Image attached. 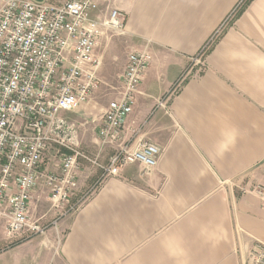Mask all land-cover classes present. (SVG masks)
<instances>
[{
  "label": "crops",
  "instance_id": "crops-1",
  "mask_svg": "<svg viewBox=\"0 0 264 264\" xmlns=\"http://www.w3.org/2000/svg\"><path fill=\"white\" fill-rule=\"evenodd\" d=\"M240 1L99 3L94 16L117 9L125 23L95 53L116 59L118 76L130 52L150 54L123 140L160 156L149 172L133 163L107 177L80 160L76 209L19 241L0 229V264L247 263L264 242V0L236 15ZM93 141L85 147L107 163L113 148Z\"/></svg>",
  "mask_w": 264,
  "mask_h": 264
},
{
  "label": "built area",
  "instance_id": "built-area-1",
  "mask_svg": "<svg viewBox=\"0 0 264 264\" xmlns=\"http://www.w3.org/2000/svg\"><path fill=\"white\" fill-rule=\"evenodd\" d=\"M106 0H1L0 5V225L7 237L41 234L46 229L30 221L33 192L46 191L50 208L67 213L80 160L96 164L101 177L117 175L138 163L152 170L161 149L149 141L123 140L125 122L150 61L146 49L128 54L116 97L102 112L96 129L99 148L111 146L107 163L97 162L78 147L75 124L66 113L89 101L97 88L100 57L95 54L103 31L122 33L125 15L110 9L102 17L93 11ZM244 0L239 2V5ZM208 39L199 62L215 38ZM55 152L45 166L49 149ZM261 193V191H259ZM246 264H264V242L254 239Z\"/></svg>",
  "mask_w": 264,
  "mask_h": 264
},
{
  "label": "rangeland",
  "instance_id": "rangeland-1",
  "mask_svg": "<svg viewBox=\"0 0 264 264\" xmlns=\"http://www.w3.org/2000/svg\"><path fill=\"white\" fill-rule=\"evenodd\" d=\"M108 33L110 35L117 34L111 30H108ZM116 53L118 56L122 57L124 54V49L122 47H118ZM95 54H97V52ZM97 56H99L101 59L100 65L95 74L98 81V86L94 89V91H92L89 103H85L76 111L66 114L67 119L75 124V130L77 134L76 139L78 141L79 149L91 158H95L96 155L94 151L88 150L85 145L93 144L97 122L99 117L102 115L101 110L116 97L121 84L120 76H118V71H116L118 66L116 59H114L113 63L111 64L110 59L108 58L109 55L105 54V57H101V55L97 54ZM106 64L109 68H107ZM54 152V148H51L45 153L44 164L47 163L45 166H49V158H51L52 161ZM97 162L101 163L99 157ZM42 190V188H37V192L32 197L30 221H34L36 224H40L41 226L47 228L52 224L53 221L57 219L59 214L57 215L56 211L50 208V203L46 198V191ZM76 198L73 197L72 201H76ZM0 229H3L2 225H0ZM30 233L32 232L26 231L22 234V236L16 238L17 240L14 241L25 239L28 235H30Z\"/></svg>",
  "mask_w": 264,
  "mask_h": 264
},
{
  "label": "trees",
  "instance_id": "trees-1",
  "mask_svg": "<svg viewBox=\"0 0 264 264\" xmlns=\"http://www.w3.org/2000/svg\"><path fill=\"white\" fill-rule=\"evenodd\" d=\"M250 0H244V3L242 4V6L238 9L236 15L242 10V8L249 2ZM235 15V16H236Z\"/></svg>",
  "mask_w": 264,
  "mask_h": 264
},
{
  "label": "water",
  "instance_id": "water-1",
  "mask_svg": "<svg viewBox=\"0 0 264 264\" xmlns=\"http://www.w3.org/2000/svg\"><path fill=\"white\" fill-rule=\"evenodd\" d=\"M34 1H36V0H34Z\"/></svg>",
  "mask_w": 264,
  "mask_h": 264
}]
</instances>
